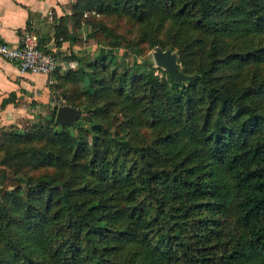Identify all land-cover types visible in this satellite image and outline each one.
I'll return each instance as SVG.
<instances>
[{"label":"trees","instance_id":"1","mask_svg":"<svg viewBox=\"0 0 264 264\" xmlns=\"http://www.w3.org/2000/svg\"><path fill=\"white\" fill-rule=\"evenodd\" d=\"M82 25L51 74L79 120L0 134V264H264V0H75L56 39Z\"/></svg>","mask_w":264,"mask_h":264},{"label":"crops","instance_id":"2","mask_svg":"<svg viewBox=\"0 0 264 264\" xmlns=\"http://www.w3.org/2000/svg\"><path fill=\"white\" fill-rule=\"evenodd\" d=\"M74 1L0 0V40L18 45L21 36L30 32L37 36L42 49L55 54L61 72L73 67L82 56L79 51L85 50L88 42L80 47L69 40L56 39L55 34L61 18L71 13ZM81 29L84 35L88 33ZM81 29L76 37L87 40L81 36ZM55 83L52 75L22 73L14 63L0 57V125L30 122L42 107L50 111L58 106L57 96L53 95Z\"/></svg>","mask_w":264,"mask_h":264},{"label":"rangeland","instance_id":"3","mask_svg":"<svg viewBox=\"0 0 264 264\" xmlns=\"http://www.w3.org/2000/svg\"><path fill=\"white\" fill-rule=\"evenodd\" d=\"M105 21H106V23L114 26L116 28L117 32L119 34H122L124 37L133 38L135 36V28L132 27V25L130 26V24L128 22H126L125 20L105 19ZM81 28H84V30L86 32L90 31V26H88V25H82ZM81 30L83 32V29H81ZM82 32H81V36L85 34V32H83V33ZM84 36L86 38V35H84ZM86 39H87L86 42H88V44L86 45L87 46L86 49L79 51L80 55H82L80 57L83 58V60H81V61L78 60V62H76L73 67H68V68L66 67L65 69H63V71H66L69 68L76 69L78 66H80L79 64L83 65L88 60L92 59L95 56V54L97 53L98 46L96 45L94 40L88 39V38H86ZM156 50L157 49H149L148 47H144L143 54H141V55H133L132 53L129 52L128 54H125L123 62L126 64V66H131V65H133L134 62L142 64L144 61H149V62H151L150 64H152L153 68H161L162 70H166V69L157 65L155 58H154V52ZM163 51H167L170 56H173L175 59V64L176 65L178 64L176 61V58L178 57L176 49L173 48L171 50H163ZM124 52H125V49H123V48L116 49L118 64L122 63L121 56L124 54ZM140 69H141V67L138 68V70H140ZM156 73L161 75L160 71H158V70H156ZM71 88H72V86H71ZM56 91L57 90H53V95L57 96L58 105H60L61 103L63 104L64 98H62V96H59L61 94L60 91L59 92H56ZM64 91H66V88ZM54 107H57V106H54ZM42 108L39 112L34 114V116L30 122H27V120H21L18 122V124H10L9 123L8 125H3V126L0 125V134L3 131H11V130H19V131L23 132V131H26V130L32 128L35 124L40 122V120L42 121L44 118H47L49 120L51 118V111L52 110L49 111L46 108H43V109ZM46 111L48 112V114ZM46 114L48 116H46Z\"/></svg>","mask_w":264,"mask_h":264},{"label":"built area","instance_id":"4","mask_svg":"<svg viewBox=\"0 0 264 264\" xmlns=\"http://www.w3.org/2000/svg\"><path fill=\"white\" fill-rule=\"evenodd\" d=\"M0 57L14 63L22 73L51 75L58 66L55 54L45 52L30 32L21 36L18 45L0 40Z\"/></svg>","mask_w":264,"mask_h":264},{"label":"water","instance_id":"5","mask_svg":"<svg viewBox=\"0 0 264 264\" xmlns=\"http://www.w3.org/2000/svg\"><path fill=\"white\" fill-rule=\"evenodd\" d=\"M154 58L158 66L166 69L172 78H179L177 74L175 59L167 51L157 49ZM81 117V110L67 104L58 105L55 111L54 123L59 126H72Z\"/></svg>","mask_w":264,"mask_h":264}]
</instances>
